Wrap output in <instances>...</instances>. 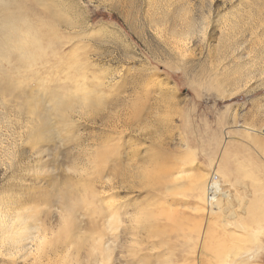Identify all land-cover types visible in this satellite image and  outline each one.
I'll use <instances>...</instances> for the list:
<instances>
[{"label":"rangeland","instance_id":"1","mask_svg":"<svg viewBox=\"0 0 264 264\" xmlns=\"http://www.w3.org/2000/svg\"><path fill=\"white\" fill-rule=\"evenodd\" d=\"M25 3L47 55L0 68V264H264V0Z\"/></svg>","mask_w":264,"mask_h":264},{"label":"clouds","instance_id":"2","mask_svg":"<svg viewBox=\"0 0 264 264\" xmlns=\"http://www.w3.org/2000/svg\"><path fill=\"white\" fill-rule=\"evenodd\" d=\"M42 27L25 0H0V68L34 70L47 55Z\"/></svg>","mask_w":264,"mask_h":264},{"label":"bare ground","instance_id":"3","mask_svg":"<svg viewBox=\"0 0 264 264\" xmlns=\"http://www.w3.org/2000/svg\"><path fill=\"white\" fill-rule=\"evenodd\" d=\"M184 21H186V19L185 20H183L182 22H184ZM174 22H176V21H174ZM181 22V24H184V23H182ZM186 23H188V21H186ZM191 24V23H190ZM186 25V24H185ZM189 25V24H188ZM184 25H182V27H183ZM61 103V102H60ZM214 178H215V180H217V176L216 175H214ZM81 200V199H80ZM2 211V210H1ZM17 215H19V219H21V220H24V223H25V217L23 216V215H21V214H19V213H17ZM3 222V221H2ZM23 222V221H22ZM3 225V224H2ZM23 225H25V224H23ZM4 226H5V224H4ZM67 228V227H66ZM17 231V230H16ZM17 232H19V230L17 231ZM249 233V232H248ZM253 234V233H252ZM250 237H251V235H250ZM37 242H39V241H37ZM42 242V241H41ZM40 242V243H41ZM38 245V244H37Z\"/></svg>","mask_w":264,"mask_h":264}]
</instances>
